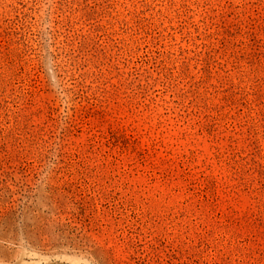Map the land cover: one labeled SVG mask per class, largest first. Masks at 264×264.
<instances>
[{"label":"rangeland","instance_id":"rangeland-1","mask_svg":"<svg viewBox=\"0 0 264 264\" xmlns=\"http://www.w3.org/2000/svg\"><path fill=\"white\" fill-rule=\"evenodd\" d=\"M264 264V0H0V264Z\"/></svg>","mask_w":264,"mask_h":264},{"label":"trees","instance_id":"trees-1","mask_svg":"<svg viewBox=\"0 0 264 264\" xmlns=\"http://www.w3.org/2000/svg\"><path fill=\"white\" fill-rule=\"evenodd\" d=\"M112 264H117V262L114 260V263H112Z\"/></svg>","mask_w":264,"mask_h":264}]
</instances>
